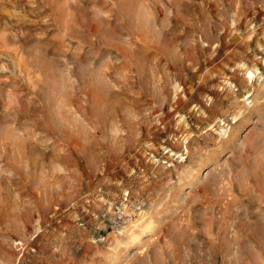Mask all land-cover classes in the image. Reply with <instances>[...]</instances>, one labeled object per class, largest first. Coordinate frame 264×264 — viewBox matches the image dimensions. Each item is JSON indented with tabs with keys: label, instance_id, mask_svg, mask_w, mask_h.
I'll return each mask as SVG.
<instances>
[{
	"label": "rangeland",
	"instance_id": "374dc122",
	"mask_svg": "<svg viewBox=\"0 0 264 264\" xmlns=\"http://www.w3.org/2000/svg\"><path fill=\"white\" fill-rule=\"evenodd\" d=\"M0 264H264V0H0Z\"/></svg>",
	"mask_w": 264,
	"mask_h": 264
}]
</instances>
